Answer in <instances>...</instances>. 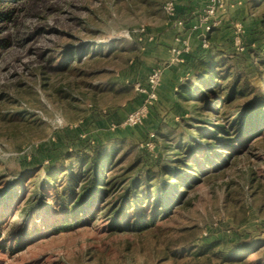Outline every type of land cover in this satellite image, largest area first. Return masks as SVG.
Segmentation results:
<instances>
[{
  "label": "rangeland",
  "instance_id": "1",
  "mask_svg": "<svg viewBox=\"0 0 264 264\" xmlns=\"http://www.w3.org/2000/svg\"><path fill=\"white\" fill-rule=\"evenodd\" d=\"M165 1L0 0V264L264 261V130L247 142L218 148L219 156L200 163V178L180 189L186 192L182 204L149 228L111 229L98 214L59 231L52 225L61 224L63 215L43 204L24 215L33 184H42L45 167L67 152L109 139L122 149L119 155L128 153L124 165L139 156L154 167L156 159L175 156L167 147L177 146L178 135L196 133L185 122L191 116L203 117L206 127L224 122L214 112L198 110L199 100L186 99L176 89L164 100L159 94L154 113L142 124L121 126L143 103L134 84L146 80L156 61L168 62L162 41L171 35L174 43L180 33L164 14ZM248 7L251 31L236 44L234 25L222 22L217 29L229 36L219 51L261 88L264 0H250ZM186 64L178 67L183 77L196 62ZM152 132L157 150L149 155L141 144ZM32 167L42 169L33 176L27 173ZM12 187L17 191L9 196ZM43 191L51 197L47 187ZM7 230L13 231L11 238ZM241 243L254 248L232 253Z\"/></svg>",
  "mask_w": 264,
  "mask_h": 264
},
{
  "label": "trees",
  "instance_id": "2",
  "mask_svg": "<svg viewBox=\"0 0 264 264\" xmlns=\"http://www.w3.org/2000/svg\"><path fill=\"white\" fill-rule=\"evenodd\" d=\"M91 48L86 54H90ZM223 56L219 49H204L200 43L190 58L196 62L195 68L177 89L186 99L199 100L201 103H195L198 110L214 112L223 123L206 127L203 123L208 121L203 117L191 116L185 122L196 127V133L178 135L177 146L167 147L176 151L175 156L156 159L154 167L144 165L139 156L124 165L128 153L119 155L122 149L109 139L67 152L60 161L45 167L42 184H33V196L26 202L24 215L34 212L36 204L56 206L63 222L52 228L59 231L69 230L98 214L105 216L111 229L132 230L149 228L168 217L186 196L180 189L193 186L200 178V163L208 162L210 156H219L218 148L229 149L232 141L247 142L264 130V87L254 86ZM260 62L264 67L263 58ZM35 168L27 173L36 176L42 168ZM24 172L21 174L25 175ZM22 184L21 180L16 188ZM45 187L51 191L49 198L44 197ZM16 188L12 187L7 194L11 196ZM7 233L11 238L13 231ZM251 248L254 245L241 243L233 246L231 252L238 254Z\"/></svg>",
  "mask_w": 264,
  "mask_h": 264
},
{
  "label": "built area",
  "instance_id": "3",
  "mask_svg": "<svg viewBox=\"0 0 264 264\" xmlns=\"http://www.w3.org/2000/svg\"><path fill=\"white\" fill-rule=\"evenodd\" d=\"M177 1L178 0H167L163 5L167 18L173 21L180 31L175 37L174 43L169 48L170 58L168 62L156 61L147 79L145 81H137L134 84L135 90L143 97V103L127 114L125 119L121 122V126L131 128L143 123L150 113V109L159 99V87L167 64L183 62L184 54L191 51L192 47L190 41L183 32L186 27V21L179 15ZM227 6V0H209L200 13L199 19L190 26V30L200 37V43L204 49L210 48V35L214 29L221 26L223 19L219 14L220 11L226 10ZM231 24L234 25L233 35L235 43H242V25L235 22H231ZM111 126L115 128L116 123H113ZM141 146L151 155H154L157 150L156 133H150L146 140L142 142Z\"/></svg>",
  "mask_w": 264,
  "mask_h": 264
},
{
  "label": "crops",
  "instance_id": "4",
  "mask_svg": "<svg viewBox=\"0 0 264 264\" xmlns=\"http://www.w3.org/2000/svg\"><path fill=\"white\" fill-rule=\"evenodd\" d=\"M209 0H178L177 1V8L179 11V15L186 16V31H184L185 36L189 39L191 44V53L184 54V61L180 63H170L168 65V68L165 69L161 85L159 87V94L160 99L164 100V97L168 96L169 91L171 93H174L176 89H178V86L181 82L185 81L188 77H190V74L188 73L183 77V73H179L178 67H186V62L191 58L192 54H195L197 48L200 45V37L193 33L190 30V26L195 23L199 19L200 13L203 11L204 7L208 3ZM228 6L226 10L220 11V17L223 19L224 23L227 22H236L240 23L243 27V34H246L251 31L250 27L247 25L249 24L248 21L250 17H248V4H250V0H227ZM165 14V13H164ZM171 22V21H170ZM175 32V30H170L171 34L172 32ZM173 32V33H174ZM229 34H226V31L222 28H216L211 33L210 37L213 39V43H215V46L217 49L223 48L225 38H227ZM249 37L252 35H248ZM164 45L162 46L166 50V58H170L169 48L173 44V38L171 35L167 39H164L162 41ZM212 44V47L214 48V45ZM147 79V77H146ZM185 79V80H184ZM154 113V110L151 108L150 114L152 115Z\"/></svg>",
  "mask_w": 264,
  "mask_h": 264
}]
</instances>
